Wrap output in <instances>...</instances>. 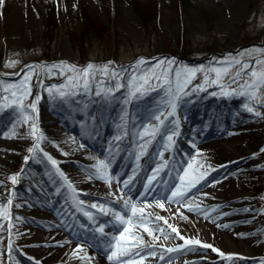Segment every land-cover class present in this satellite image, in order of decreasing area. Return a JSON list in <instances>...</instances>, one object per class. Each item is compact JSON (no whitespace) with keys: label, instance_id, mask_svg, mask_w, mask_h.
I'll return each mask as SVG.
<instances>
[{"label":"rangeland","instance_id":"374dc122","mask_svg":"<svg viewBox=\"0 0 264 264\" xmlns=\"http://www.w3.org/2000/svg\"><path fill=\"white\" fill-rule=\"evenodd\" d=\"M134 1L150 8L145 23L140 22L130 0H26L16 5L0 0V264H48L53 261L40 256L35 246L26 245L33 239L24 231L30 225L25 222L28 208L21 204L22 196L36 188V179H40L42 170L54 184V196L47 204L33 206L32 212L35 216L44 214L56 224L63 222V227L57 230L68 240L69 246L61 259L56 260L59 263L95 264L90 253L93 251L96 256L103 257L102 250H107L117 252L119 264L153 263L165 255L161 264H264V141L261 139L264 137V84L258 90L246 86L252 81L248 72L252 69L264 71V0H240L237 4L227 0ZM85 18L104 28L100 31L86 29L83 26ZM81 29H86L82 47L70 33L77 34ZM179 33L183 39L176 38ZM141 60L144 63H138ZM168 61L174 63L165 78L162 72L169 69ZM61 62L77 69L92 64L97 70L89 74L85 88L82 73L52 67ZM245 64L251 67L244 70ZM105 65H108L107 75L100 71ZM176 68L202 71L187 84L182 75L183 90L178 91ZM113 70L118 73L116 77L111 75ZM26 76L27 81L24 80ZM69 76L74 77L73 81L68 80ZM166 79L169 82H165ZM125 80L129 81L131 93ZM22 82L24 87L30 88V95L22 93ZM253 91L255 96L250 95ZM37 96L40 97L38 102ZM33 102H36V109L30 107ZM46 103L55 109L47 111L54 122L64 124L67 120L79 139L94 144L100 141L101 134L108 135L109 160L98 172L111 177V184L96 178L93 191L107 201L115 198L109 213L85 210L72 203L70 193H62L63 183L58 182L56 176L62 167L58 161L50 164L46 159H39L43 168H35L39 174L25 176V166L38 160L35 150L28 151L35 139L31 134L32 125L37 127L35 135L42 133L45 137L40 144L48 146L54 138V131L38 122L39 108ZM206 109L207 115L204 114ZM108 111L119 112L121 117L107 130L104 115ZM232 118L239 122L228 124ZM166 121L171 125L162 137V151H158L160 148L152 151V141L141 146L135 152L136 169L129 171L135 175L142 167L145 172L152 165L139 187L144 194L155 188L157 178L160 189L171 185L178 171L188 176L181 190L184 186L196 189L204 178L215 181L213 175L220 166L232 164L235 149L240 150L248 143L253 147L250 159L256 164L229 174L231 190L246 193L243 204L249 207V210L238 212L245 220L239 223L243 230L232 235L231 241L239 249L233 255L222 252L227 249L226 239L215 234V239L204 243L212 248L203 247L202 243L185 244L175 251L157 246L154 253H148L150 256L139 255L129 263L124 255H119L129 250L125 240L110 241L99 235L100 227L95 223L102 219L110 223L105 226L106 232L119 233L120 228L113 227L119 221L115 213L125 216V201H133V198L126 199L128 194L121 191V175L131 164L127 162L121 168L117 162L132 153L138 132L148 127L153 129L154 138ZM212 125L223 130L230 125L235 135L224 146L208 143L213 147L209 154L194 155L192 149L196 141L191 138L192 134ZM12 176L17 177L15 183ZM77 179V175L69 176L72 184ZM40 180L44 182V178ZM206 185L189 192L183 199L192 197L190 206L194 205L191 207L197 209L195 211H189L190 206H184L180 212L169 211L164 205L168 206V202H162L164 207H160L159 217L163 220L155 219L158 215L152 209L138 204L145 216L152 214L150 222H138L141 235L156 222L169 235L172 228H182L186 222L193 225L194 219L199 218L200 200L214 211L222 204L231 203L226 201L231 191L224 193ZM90 195L87 193L84 198L97 201ZM85 212L91 213V218ZM34 229L39 232V228ZM129 233L134 238L140 234ZM194 236L199 241L205 238L196 233ZM169 237L162 243L176 244L183 240L180 236ZM217 240L222 242L219 249L214 247ZM100 262L109 264L103 259ZM115 262L117 264V260Z\"/></svg>","mask_w":264,"mask_h":264},{"label":"bare ground","instance_id":"6f19581e","mask_svg":"<svg viewBox=\"0 0 264 264\" xmlns=\"http://www.w3.org/2000/svg\"><path fill=\"white\" fill-rule=\"evenodd\" d=\"M24 1L26 0H2V2L4 3L12 5L23 4ZM227 1L230 4H237L240 2V0ZM50 110L55 111V109L48 106L47 103L42 105L39 108L37 117L40 124H42L44 127H47L49 130L54 131V138L50 145L44 146L39 143V146L35 148V153L36 157H38V160H34L32 161L31 165L25 166V176L28 175L30 177H35L36 174H39L35 169H43L39 163V159H46L50 163L52 162V160L48 158L50 156L53 160H55L56 162L58 161L62 164V167L60 166L61 172H59L56 176L58 182L63 183L62 193L64 195L70 193L73 204H79L83 209L89 211L93 209L99 210L100 214L109 213V211H112L111 204H113L115 198L107 201L104 196L99 195L98 193L93 191L96 186V178L94 173H97L100 168L104 167L106 161L109 160L108 152L110 151L111 143H108V135H106V133L104 135L101 134L100 141L94 144H91L86 140L83 141L77 137L74 132L75 128L72 124L68 123L67 120L64 121V124H56L54 122V119L51 118L49 113L47 112ZM207 113L208 112L206 109L204 114L207 115ZM104 116H106L105 125L107 130L115 126V124L119 122L121 117L119 112L110 111L106 112ZM234 122H239V120H237L236 118H232L228 122V124H232ZM170 125V121H166L163 125H161L159 127L158 134L154 138H152L154 136L153 129H148V127L142 129L140 132H138L132 153H130L126 159L119 160L117 162L121 168L125 167L127 162H130L131 164L130 168L121 175V191H125L128 194L126 199L133 198L132 202L136 204L137 208L138 204L144 205L145 208L152 209V211H154L158 216L161 215L159 205L162 204V202H168V206L167 204L164 205H166L169 211L174 209V211L180 212L183 211L184 206H190L192 197H188L187 199L181 200L179 202L175 200L170 202L167 199V197L171 196L172 191L175 190V187L177 185H180L181 187L182 183L186 182L188 176L178 171L174 177L172 184L169 186H165L163 189H160L157 178L155 188L150 190V192H146L144 194L139 187L141 182L146 179L144 173L148 172L149 170L151 171L152 165L148 166L145 172L142 171L141 173L135 175L129 173L136 169V150L151 141L152 150H156L161 146H164L162 137L166 135L165 132H167ZM228 127L229 128L227 130H223V128L219 129L212 125L209 129H203L202 127L197 129V132L195 134H192L191 136V138L196 141V145L192 149V153L194 155H200V153L202 152L205 154H209L210 152H212L213 147L207 145L208 143L224 146L227 142H229V138H233V135H235V131L232 130L233 128H230V125H228ZM39 135L40 134L34 135L35 139L32 140V147L37 144V137H39ZM257 137L259 136L257 135L256 138ZM261 139L264 141V137H261ZM81 145H83V147H81ZM234 146H236V141H234ZM161 148L158 149L159 152L162 151ZM252 150L253 147L249 143L245 144L240 150L235 149V159L233 160L232 164L220 166V170H218L216 174L213 175L216 178L215 181L210 182L208 178H204L203 180H201L198 187H203L208 182L206 185L208 187H213L224 193L227 191H231V196L228 198V200H226L230 201L231 203L222 204L221 208H219L217 211H214L213 208H210L206 205V202L200 200V205L198 206L200 211L198 215L199 218L197 220L194 219L195 223H193V225H189L188 222H186L184 223V225L182 224V228L176 229L179 235H177V232H172L171 235H169L184 237V239L180 243H164L170 237L168 236V238L165 239L164 235H162L158 230L163 229L159 226V222H156L152 227L149 226L148 231L141 235L139 231L140 228L138 226L139 221L137 219V217L140 216L139 213H137V217H133L131 222L128 224H122L120 221L117 222V225L112 224L115 229L120 228L119 233L115 232V230L109 233L106 232L105 226L110 225V223L106 222L103 219L97 221L95 224L100 228L103 227V232L100 231L99 235L109 238L110 241H117L116 239H113L114 237H119V240H125V243L129 247V250L123 251L126 253L123 258H126V261L129 263H131L133 258H135L136 256H150V254L154 253L158 247L179 249L181 246L185 245V240H196L197 237L194 236L195 233L200 237L203 235L205 236V238H200V241L203 245L204 243L210 241L211 238L215 239V234L217 236H222V238L226 239L227 242V249L223 250L222 252H229L230 255H233L239 249H237V246L234 245L231 241L232 235L243 230L239 223L245 220L244 216L239 215L238 212L249 210V207L243 204V200L247 198L246 193L238 194L231 190L232 186L229 174L235 173L238 168L252 167L256 164L255 160L250 159ZM45 153H47V155H45ZM100 162H104V165H100ZM61 173H63V175H61ZM72 175H77L78 179L76 180L75 184H72V182H70L72 187H69V176ZM48 176V173L45 170H42L40 179L44 178V182L37 178L35 186L36 188L32 189L33 191L31 193L27 195L24 194L22 196L21 204L28 208V212H26L25 214V222L30 225V227H26L24 231L29 234L31 239H33V241L26 243V245L35 246L36 248H38L39 255L42 256L45 260L49 261L50 259H53V261L50 260L48 264H69V262L66 261H61L60 263L56 261L58 259H61L62 254L65 252V250H67L69 246L68 240L64 238L60 231L57 230V227H63V222H61L60 224H56L51 218L49 220L40 222L32 212L33 206H42V204H47L48 201L54 196V184L52 183L51 178ZM65 177H67L68 180H65ZM181 177H183V181L181 180ZM124 181H129L127 186H125ZM133 182L136 183L135 187H133ZM196 189L195 187L188 188L187 186H184L182 191L187 190L188 195L189 192H194L196 191ZM87 193H91L92 195H90V197L95 198L97 201H91L90 199L84 198ZM197 193L201 195L203 194L200 192ZM141 199L144 200L139 202V200ZM81 201L83 202L82 204L80 203ZM92 204H96L98 207L92 208ZM100 205L104 206L106 210L105 212L100 211ZM123 207L124 214H126L124 218L127 220L128 217L132 214L130 208L125 206V203ZM229 213H232L231 216L225 217V215ZM223 225H227V227L229 228L223 230ZM191 226H195L196 229L193 230ZM34 228H39V232H37V229L35 231ZM125 228L128 229L127 232H125ZM135 231L140 233L136 238L132 237L129 233ZM149 232H151V234H149ZM121 234H123V236ZM157 237L161 238V241L156 242L155 239ZM145 239H147L148 242L145 243ZM162 241L164 242L162 243ZM221 245L222 242L220 240H217L214 247L219 249ZM102 252L104 254L103 257L96 256L93 251L90 253V256L93 258L95 264H100V261H102V259L107 261L109 264L116 263L115 258L112 261L108 259V256L111 255L110 251L102 250ZM165 257L166 255L163 258ZM163 258H161L158 262L155 261L153 263L149 262L145 264H161L160 262L164 260Z\"/></svg>","mask_w":264,"mask_h":264},{"label":"snow or ice","instance_id":"6c2138e0","mask_svg":"<svg viewBox=\"0 0 264 264\" xmlns=\"http://www.w3.org/2000/svg\"><path fill=\"white\" fill-rule=\"evenodd\" d=\"M111 62H109L110 64ZM138 63H144L143 60L139 61ZM163 63V62H161ZM168 65H169V69L167 70H164L162 72V75L165 76V78L168 77L169 75V72L171 71V66L172 64L174 63V61H168L167 62ZM236 63H240V61H236ZM257 63H260V61H257ZM53 68H59L61 70H70L72 71L73 73H82L83 76H84V86L85 88L88 87V77H89V74L90 73H94L97 69L95 68L94 65L92 64H89L87 65L86 68L84 69H77L75 66H72V65H67L63 62H61V64L59 65H53L52 66ZM244 70H247L249 69L251 66L250 65H247L245 64L244 66ZM100 71H102L105 75L108 74V65H105L103 69H100ZM198 71H202V69H197V68H176L175 69V76H176V80H177V90L178 91H182L183 88H182V85L180 84V78L182 75H185V79H184V84H187V83H190L191 79L194 78L195 74L198 72ZM248 75H250L252 77V81L251 83L247 84L246 86L250 89H254V90H258L259 86H261L262 84H264V71H260V72H257L255 69H252L250 72L247 73ZM111 75L113 77H116L118 75V73L113 70ZM237 76L240 75V72H237L236 74ZM156 79H159V76H156L155 77ZM28 77L26 76L24 78L25 81H27ZM74 77L73 76H69L68 77V80L71 82L73 81ZM133 79H135V77H133ZM141 79H144V77H141ZM165 82H169L167 79L165 80ZM145 83H147V80H145ZM55 87V86H53ZM120 85L118 84L117 85V88H119ZM21 89H22V93L25 94V95H30L31 93V90L30 88H27V87H24V82L21 83ZM49 91H51V89H49ZM99 94V93H98ZM15 95V94H14ZM61 95H64L63 92H61ZM250 95L252 96H255V91H253L252 93H250ZM40 99L39 96L36 97V102H38ZM36 102H33L30 107L32 109H36ZM173 108H175V105L173 104ZM23 110V109H22ZM249 111H252L251 108L248 109ZM171 115V113L169 114ZM257 115H259V113H257ZM157 119H159V117H157ZM37 131V127L35 124L32 125V128H31V134L32 135H35ZM15 133H13L14 135ZM45 139V137L43 136V134L41 133L39 137H37V144L34 145L33 147H30L28 149V151L31 153L35 150V148H37L39 146V141L40 140H43ZM169 140H171V137H169ZM81 147H83V145H81ZM45 155H47V153H45ZM50 160H52V163L53 164H56L57 162L55 160H53L50 156L48 157ZM26 160L28 159L27 157L25 158ZM100 165H104V162H100ZM106 167V165H104ZM61 175H63V173H61ZM95 175V178L97 179H103V180H106L109 184H111V177H108L106 175H104L103 173H100V172H97V173H94ZM91 178V177H90ZM203 177H201L202 179ZM11 180L13 181V183L16 182L17 180V177L16 176H12L11 177ZM65 180H67V177H65ZM181 180L183 181V177H181ZM199 181H196V183H198ZM129 183V181H124V184L125 186H127V184ZM194 186V184L192 185ZM69 187H72L71 183L69 182ZM187 195V190H184L182 191L181 190V187L180 185H177L175 187V190L172 191L171 193V196L167 197V199L171 202L173 200L179 202L181 200H183ZM9 204L12 203L11 199H9L8 201ZM81 204L83 203L82 201L80 202ZM125 206L130 208V211H131V216L128 217V219L126 220L124 218V216H122L120 213H115L116 215V218L117 220H119L122 224H128L131 222L132 218L133 217H137V213H140L141 215L139 217H137L138 221L141 223V224H146L148 222H150V219L152 217V214L149 213L147 216H145L143 213H144V209L143 208H137L136 207V204L134 202H131V201H125ZM161 208H163V204H160L159 205ZM17 207H19V205H17ZM92 208H97L98 206L96 204H92L91 205ZM100 208V211L101 212H105V208L103 205H100L99 206ZM197 209L193 208V207H189V211H195ZM85 215L89 216V218H91V213H88V212H85ZM155 219L157 220H163L164 218L163 217H159V216H156ZM166 222V221H165ZM11 227V225H10ZM169 227H171V225H169ZM223 227H227V225H223ZM146 231H148V229L146 228L145 229ZM162 235H164V238L167 239L169 234L166 233L164 231V229H158ZM99 231L103 232V227H101L99 229ZM128 229L125 228V232H127ZM172 231L173 232H177V230L175 228H172ZM149 234H151V232H149ZM123 236V234H121ZM177 235H179V233L177 232ZM181 239H184V237H180ZM113 239H116V240H119L120 238L119 237H114ZM142 239V238H141ZM185 244H201V241L199 240H185ZM203 247H206V248H212V245L210 244H204ZM175 250H178V249H168V251H175ZM215 251V249H213ZM126 253L125 252H120L119 255H125ZM221 255H223V253H221ZM116 259L117 260V264H119V257L117 255V252L116 251H112L111 255L108 256V259L110 261H112L113 259ZM229 259H231V257H229Z\"/></svg>","mask_w":264,"mask_h":264},{"label":"trees","instance_id":"16d2710c","mask_svg":"<svg viewBox=\"0 0 264 264\" xmlns=\"http://www.w3.org/2000/svg\"><path fill=\"white\" fill-rule=\"evenodd\" d=\"M132 6H133V9L134 11L136 12V14L138 15L139 17V20L141 23H145L146 21V15L147 13H150V8L147 7V5H141V4H138L136 1L134 0H130ZM89 18H85L83 20V26H85L86 29H90V30H95V31H100V28H104L101 24L97 23V22H94L93 20L89 19ZM86 29H81L80 32H78L77 34L74 33V32H70L71 33V38L75 41L78 42L79 46L83 45V41H84V31ZM80 33V34H79ZM78 35V36H77ZM177 39L179 38H182L183 39V36L181 35V33H179L177 36H176ZM75 41V42H76ZM183 42H186V40H183ZM82 47V46H81ZM175 50V49H174ZM125 83L128 85L129 81H126L125 80Z\"/></svg>","mask_w":264,"mask_h":264}]
</instances>
